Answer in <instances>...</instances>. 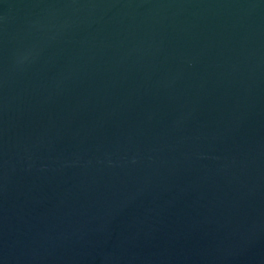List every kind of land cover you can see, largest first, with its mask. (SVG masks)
<instances>
[{
  "label": "water",
  "instance_id": "1",
  "mask_svg": "<svg viewBox=\"0 0 264 264\" xmlns=\"http://www.w3.org/2000/svg\"><path fill=\"white\" fill-rule=\"evenodd\" d=\"M0 264H264V0H0Z\"/></svg>",
  "mask_w": 264,
  "mask_h": 264
}]
</instances>
